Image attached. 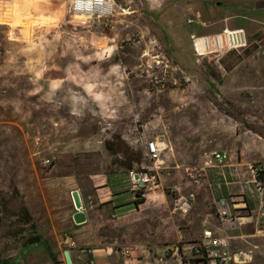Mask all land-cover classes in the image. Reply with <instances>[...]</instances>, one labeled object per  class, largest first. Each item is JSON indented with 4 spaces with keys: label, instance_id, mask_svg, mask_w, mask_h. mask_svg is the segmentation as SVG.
<instances>
[{
    "label": "rangeland",
    "instance_id": "1",
    "mask_svg": "<svg viewBox=\"0 0 264 264\" xmlns=\"http://www.w3.org/2000/svg\"><path fill=\"white\" fill-rule=\"evenodd\" d=\"M259 1L264 0H115L113 27L96 30L90 19L72 17L68 2L42 0L44 15L62 11L63 17L50 32L34 30L33 40L43 43L49 67L37 82L26 61L38 59L39 49L25 53L29 45L9 39V28L0 26V264H29L30 251H37L39 260L46 256L45 245L25 242L32 231L22 233L23 224L16 217L19 210L26 206L34 232L48 236L51 180L72 177L84 195L96 197L94 180L99 182L98 175L116 170L119 156L112 152L118 145L135 155V171L156 178L149 183L150 196L141 211L120 219L110 216L99 236L127 249L140 244L171 245L180 234L193 235V239L200 236L201 217H205L202 207L212 202L211 190L204 177L196 184L187 170L202 166L205 154L215 150L235 157L246 150L251 158H261L254 164H264V8H256ZM4 14L0 9V15ZM223 26L244 28L252 44L202 63L216 79L224 80L212 89L204 80V71L195 68L190 35L216 33ZM20 34L17 28L16 35ZM41 35L44 41L37 39ZM93 37L101 42L109 38L106 47L113 41L117 50L110 57L105 53L103 60L78 59L104 52L93 45ZM13 58L15 62L10 63ZM114 65H120L119 76L108 75ZM68 69L77 80L86 77L97 84L95 91L112 95L106 101L110 115L68 78ZM54 80L64 82L52 91ZM105 85H114L116 92ZM37 88L42 91L32 94ZM50 93V99L46 98ZM221 107L236 110L240 118L227 116ZM39 134L47 135L50 144L34 154L33 139ZM160 137L168 141L167 157L162 161L170 169L158 174L145 144ZM44 158L52 165L47 166ZM209 181L217 192L226 191L217 186L215 177ZM174 185L181 186L180 195L195 194L187 214L175 208L179 194L170 193ZM133 195L129 180L117 196Z\"/></svg>",
    "mask_w": 264,
    "mask_h": 264
},
{
    "label": "crops",
    "instance_id": "2",
    "mask_svg": "<svg viewBox=\"0 0 264 264\" xmlns=\"http://www.w3.org/2000/svg\"><path fill=\"white\" fill-rule=\"evenodd\" d=\"M250 43L252 44V42ZM250 43L249 45H251ZM160 138L162 139V137ZM162 141L166 144L168 150V141L166 139H162ZM34 150H36L35 154L37 152L36 146H34ZM167 150L163 153L162 160L167 157ZM228 153L231 155L232 160L224 167L208 169L203 178L204 183L211 190L212 202L202 207L205 217L203 220L201 217L203 228L199 235L206 228L212 229L218 236L225 235L216 214V203L228 200L232 206L233 202H237L239 207L237 212L242 216L241 224L239 227L228 231L230 249L236 254L235 264H264V221L261 217L264 210V197H261L255 190L251 173V166L256 165L254 163L259 161L256 160L261 158H251L247 155L246 150H242L236 157L230 152ZM261 157L263 158V156ZM163 169L170 168L163 167ZM98 176H101L99 182H96L98 178L94 180L96 197L91 195L95 206L92 209L85 208L88 221L83 225H76L73 221V214L76 210L71 192L73 190L81 192L73 184L75 180L72 177L51 180L47 205L51 217V231L48 236L42 237V241L38 243L46 246L44 248L46 256L41 257L42 260H39L35 255L37 251H30L28 253L30 257L26 259L29 260V264H67L64 256L65 250H69L72 264H171L170 261L173 264H180L176 254L167 255L166 253L169 250H174L179 244L184 246L191 243L197 237L193 239V235L185 237L184 234H180L176 242L171 245L156 244L148 246L140 244L136 248L127 249L118 247L116 241L110 242L103 236H99L100 227L110 220V216L120 219L137 214L147 202L137 205L134 195L131 198L117 196L129 180L132 183L130 173L123 171ZM211 177H215L217 186L219 188L225 187L226 191L217 192L212 189L213 185L209 181ZM81 195L86 198V195L82 192ZM249 199L253 200L251 201L254 205L253 208L250 207ZM212 203H214L213 206ZM67 238H72L75 246L65 244ZM187 247L185 245L184 249ZM124 249L131 252L130 257L122 254L121 250ZM47 250L49 254H47Z\"/></svg>",
    "mask_w": 264,
    "mask_h": 264
},
{
    "label": "built area",
    "instance_id": "3",
    "mask_svg": "<svg viewBox=\"0 0 264 264\" xmlns=\"http://www.w3.org/2000/svg\"><path fill=\"white\" fill-rule=\"evenodd\" d=\"M62 2L69 3V10L75 19L80 18L90 19L93 23V27L96 30H106L113 27V17L116 15V2L115 0H61ZM9 2V0H4ZM80 17V18H79ZM189 23H193L192 19L188 20ZM204 26L207 23H202ZM191 44L194 54L197 57H205L209 55L223 56L232 51H239L246 49L249 46V38L244 28H229L226 26L224 29L211 34L196 35L191 34ZM34 145L37 149L41 150L46 145L50 144L49 137L47 135H36L34 137ZM146 150L150 161L155 164L156 170L163 169L164 162L162 161V155L167 150V146L160 138H152L146 141ZM40 154V152L38 153ZM232 160L231 155L224 151H211L207 152L204 156L203 165L200 167L187 170L189 177L196 184L200 183V180L206 175L208 169L219 168L226 166ZM44 163L47 166L52 164L51 160L44 158ZM133 173L131 172V190L140 199H147L150 196L149 183L151 179L148 174L142 172V180L144 186H141L138 181H134ZM251 173L253 183L257 193L264 197V164H256L251 166ZM181 186L174 185L170 188V193L178 195L174 205L176 210L182 214H187L192 209V201L195 198V194L191 193L187 196L180 195L182 190ZM84 207L86 209H92L95 206V202L91 195L86 196ZM233 207V209H232ZM239 207L237 202H233L232 206L228 200H223L216 203V214L219 219L220 227L225 232V235L218 236L212 229H204L199 237L193 240L191 243L185 244L188 247L184 249V246L180 244L176 246L174 250H169L167 255H174L178 257L180 264H235L234 254L230 249L228 231L240 226L242 216L237 212ZM261 217L264 221V210L261 213ZM65 244L75 246V242L72 238H67ZM123 255L127 257L131 256L129 250H121ZM90 253V251H89Z\"/></svg>",
    "mask_w": 264,
    "mask_h": 264
},
{
    "label": "clouds",
    "instance_id": "4",
    "mask_svg": "<svg viewBox=\"0 0 264 264\" xmlns=\"http://www.w3.org/2000/svg\"><path fill=\"white\" fill-rule=\"evenodd\" d=\"M42 0H9V2H4V0H0V9L4 10L6 14L0 15V26H7L9 28L8 37L11 40H19L25 42L29 45V47L23 49L25 53H32L39 49V58L35 61L29 58L26 61V68L29 72L34 74V82L39 81L44 77L45 72L49 70L48 65L45 63V54H44V45L43 43H36L33 40V36L35 35V29L37 28H45L47 32H50L52 28L59 27L60 20L63 17V12H58L54 15H44V12L41 11ZM33 11L39 13L38 16H33ZM21 29L20 36L16 35V29ZM47 32L45 35H47ZM45 35L39 36L37 39L40 41H44ZM81 41L83 42V38L81 37ZM110 42L109 38H105L103 42L98 41L95 37H93L92 43L94 46L103 48L104 52H97L95 56H78V59H82L85 61L99 58L101 60L105 59V53L110 57L116 50L117 46L112 41L111 47H106V45ZM15 60L13 58L10 63H14ZM36 65H39L37 67ZM56 68V65H53ZM76 68L79 69V65H76ZM68 78L77 82L78 85L83 87L85 91L95 100L100 102V107L104 110L105 115H110L108 111V106L106 101L112 99V95L105 94L103 92H97L95 89L97 88V84L91 83L87 81L86 77H82L77 80V77L74 76L71 72V69H68ZM120 74V65H114L111 68V71L108 73L109 76L112 74ZM107 79V77H105ZM63 80H54L51 82V89L55 91L62 84ZM117 83H120L118 80ZM111 88V92H116V87L114 85H105ZM42 91L41 88H37L33 91L32 94H38ZM122 95V93H121ZM51 93L48 97L50 99Z\"/></svg>",
    "mask_w": 264,
    "mask_h": 264
},
{
    "label": "trees",
    "instance_id": "5",
    "mask_svg": "<svg viewBox=\"0 0 264 264\" xmlns=\"http://www.w3.org/2000/svg\"><path fill=\"white\" fill-rule=\"evenodd\" d=\"M216 5V4H215ZM222 5V4H221ZM129 15H131V14H129ZM226 26H223L222 28H221V30L222 29H224ZM254 38V37H253ZM190 41H191V35H190ZM192 50V54H190L191 52H188L191 56H193L194 58H195V61H196V65H195V68L196 69H201L202 70V72H203V74H204V80H205V82H207L208 83V85L210 86V88H212V89H215L216 88V86H219V85H223V83H224V80H223V78H219V79H216L215 77H214V74L213 73H210V72H208L206 69H204V67L202 66V63L206 60V59H208L209 57H214V56H217V55H209V56H205V57H197L195 54H194V51H193V49H191ZM179 53H180V55H182V56H185V57H189L190 55H184V53L183 52H180L179 51ZM233 53H236L235 51H232V52H230V53H227L225 56H229L230 54H233ZM190 56V57H191ZM200 60V61H199ZM197 65H199L198 67H197ZM186 69V71L189 73V72H191V71H189V69L188 68H185ZM214 79V81L212 80V78ZM207 90H210V89H207ZM221 111H223V113H225L227 116H230V117H234V118H240L239 117V112H237L236 110H229V109H225V108H223V107H221ZM117 142H119V139L117 140ZM110 145V142H108L107 143V148H108V146ZM122 146L123 145H118L117 146V150L116 151H113L112 153H113V155H118L119 156V158L120 159H122V160H119V158H118V160H117V162H116V170L114 171V172H111L109 175H111V174H114V173H118V172H127V173H131V172H135V170H134V167H133V163L134 162H137L136 160H135V155L134 154H131L130 152H129V149H127V150H122L121 148H122ZM138 163V162H137ZM52 165V164H51ZM50 165V166H51ZM143 173H145L144 171H143ZM81 190V189H80ZM81 192L83 193V191L81 190ZM84 194V193H83ZM146 201V199H140L138 196H136V200H135V202H136V204L138 205V204H140V203H144ZM21 213V214H20ZM16 217H18V218H20V220H21V222H22V224H23V227H22V233H24V231H26L27 229H30L31 231H32V233L26 238V243L28 244V245H32V244H37V243H40L41 241H42V236H40V235H36V233L34 232V230H35V224L33 223V221H32V218H31V214H30V212H29V210H28V208L26 207V206H23L20 210H19V212H18V214L16 215ZM28 225H30V228H26V227H28Z\"/></svg>",
    "mask_w": 264,
    "mask_h": 264
},
{
    "label": "water",
    "instance_id": "6",
    "mask_svg": "<svg viewBox=\"0 0 264 264\" xmlns=\"http://www.w3.org/2000/svg\"><path fill=\"white\" fill-rule=\"evenodd\" d=\"M257 9L264 8V1H259L256 4ZM134 181H138L141 186H144V181L142 180V173L135 171L133 173ZM71 197L74 203L76 212L73 214V221L76 225H83L88 221L87 211L84 207L83 197L79 190H73L71 192ZM65 260L67 264H72V259L69 250L64 252Z\"/></svg>",
    "mask_w": 264,
    "mask_h": 264
},
{
    "label": "bare ground",
    "instance_id": "7",
    "mask_svg": "<svg viewBox=\"0 0 264 264\" xmlns=\"http://www.w3.org/2000/svg\"><path fill=\"white\" fill-rule=\"evenodd\" d=\"M80 18V17H79ZM148 55V54H147ZM166 145V144H165Z\"/></svg>",
    "mask_w": 264,
    "mask_h": 264
}]
</instances>
